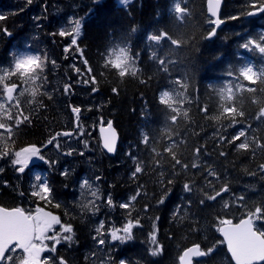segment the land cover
<instances>
[{"label":"trees","instance_id":"16d2710c","mask_svg":"<svg viewBox=\"0 0 264 264\" xmlns=\"http://www.w3.org/2000/svg\"><path fill=\"white\" fill-rule=\"evenodd\" d=\"M262 4L264 0H224V25L211 37L214 25L207 0H183L181 6L188 9L183 22L172 11L173 0H0V66L10 70L13 54L24 52L46 55L49 61L43 73L46 82H36L35 98L30 92L21 96L19 91L36 85L11 77V82L20 85L14 94L20 101L19 110L31 123L13 125L9 150L36 145L44 162L31 163L20 173L12 164V155L0 157V205L26 211L40 207L58 216L61 224L72 225L71 240L44 243L42 264H58L60 259L67 264H178L182 250L193 243L204 250L214 248L195 264H234L219 234L220 221L238 222L255 207L264 209V172L260 169L264 149L237 152L226 140L250 124L249 137L264 143V120L254 119L260 105L252 103L253 96L264 99L260 92L264 85L257 82L250 85L256 93L237 94L245 111L242 124L229 126L223 118L216 122L200 108L207 105L209 116L217 115L221 88L232 84L235 91L239 83L248 85L237 79V69L245 64L257 70L264 67V54L242 47L264 36V13L247 16ZM76 21L81 25L78 48L69 46L70 37L59 35L61 30L71 32ZM159 30L173 38L183 35L186 43L175 47L147 39ZM115 45L130 46L137 60V76L119 78L105 69L104 57ZM159 59H165L167 71ZM88 67L95 84L89 80ZM162 91L183 93L187 99L182 111L188 110L189 119L178 117L175 123L168 119L169 110L159 103ZM8 107L14 117L19 114L15 101L8 102ZM73 108L80 109L79 120ZM101 120L113 122L120 134L115 156L101 146ZM0 122L12 123L2 112ZM0 132L7 136L5 130ZM57 132L72 133L57 138L58 148L48 144ZM145 134L147 144L143 143ZM168 136L177 141L179 147L174 151L187 169L172 166L174 161L164 151L170 143ZM196 148H200L198 156ZM136 162L143 171L133 177ZM210 169L219 179L208 175ZM37 175L52 190L50 202L31 195L37 190ZM85 181L90 187L84 186ZM185 184L191 191L185 190ZM225 184L229 192L216 200L206 198L205 194L214 195L213 189L219 191ZM137 192L140 195L130 209L120 207ZM109 198L112 205L107 203ZM225 203L230 205L227 209ZM129 220H139L131 238L112 240L110 229L122 228ZM101 222L104 227L98 233ZM258 227L264 230L261 222ZM59 229L55 225L53 231ZM154 230L163 248L158 255L152 254ZM17 257L23 259L19 249L13 264H19Z\"/></svg>","mask_w":264,"mask_h":264},{"label":"snow or ice","instance_id":"6c2138e0","mask_svg":"<svg viewBox=\"0 0 264 264\" xmlns=\"http://www.w3.org/2000/svg\"><path fill=\"white\" fill-rule=\"evenodd\" d=\"M127 2V0H125ZM183 0H173V9L172 11L176 14V19L183 22L186 15H188L187 7H182ZM220 6V0H207V10L215 17L214 21H211L215 26L223 23L217 15V10ZM256 11L264 13V4L256 8ZM254 13L250 12L248 15H253ZM2 19V17H0ZM235 19V17H233ZM80 22L76 21L75 26L71 32H66L61 30L59 35L62 37H70V45H77L76 37L80 34ZM135 31V29H133ZM215 35V27L212 31L209 32V36ZM147 39L151 42H155L156 45H160L161 41H167L171 46L180 47L186 40L183 35H180L178 38H173L172 35L167 31L159 30L158 34H151L147 36ZM242 47L246 50H256L260 54H264V36L260 38V41L249 40L247 43L243 44ZM78 48V45H77ZM79 50V49H78ZM67 51V49H65ZM81 55H82V50ZM152 56L155 58L156 53L153 52ZM49 63L47 56L42 57L39 54H32L31 52H24L20 54H13V63L11 69L4 68L0 66V112L3 113V116L6 117L7 121L12 123L0 122V129L5 130L7 136L4 132H0V157H5L12 155V164L16 167V170L20 173H23L25 168L33 162V159L36 158L44 162V157L40 155V149L36 145H29L19 148V150H9L8 141L13 135V125L19 127L22 123L27 121L31 123L29 116H23L21 110H19L20 101L14 95L17 93L20 85L17 83L11 82V77H18L25 83H31L36 85L37 81L46 82V77L43 76L45 67ZM54 65L55 61H51ZM83 63L87 65V60H84ZM159 65L164 71H167L165 59L158 60ZM137 60L131 54L130 46H120L115 45L111 47L107 54L104 57V67L106 70H111L116 73L119 78H124L125 76H137L139 69L136 67ZM79 72V69H76ZM89 74V80L95 84V76H91L92 69L88 67L86 69ZM232 75V73H229ZM237 79H242L243 81L248 82V85L244 83H239L233 90L232 84L226 85L224 88H221L218 92L219 96V113L217 115L209 116L208 107L204 105L200 108L201 113L205 115L206 118L212 119L216 122H220L221 119H226L229 122V126H235L237 124H242L245 118V111L243 108V101L237 100V94L242 96L244 92L256 93L257 89L250 85H254L257 82L264 85V67H261L259 70L255 69L252 64H245L240 66L237 69ZM87 82V81H86ZM143 82V81H142ZM177 83H180L177 81ZM186 87V85H184ZM69 90V86H65V91ZM96 89L93 88V91ZM39 91V85L35 87L23 89L19 91V95H23L24 92H30L31 96L35 98ZM113 92H117V89H113ZM262 95H264V88L260 89ZM187 98L183 96V93L180 91H175V95L169 91H162L159 95V103L167 110H169L170 115L168 119L175 123L178 117H183L184 119H189L188 110H183L184 102ZM15 101V107L18 109L19 114L14 117L8 107V102ZM252 103L260 105L258 112L255 114L254 119L257 121L264 120V99L253 96ZM240 105L238 107L237 105ZM72 112L76 114V119L79 120V108H73ZM22 117V119H21ZM239 118V119H238ZM77 124V128H79ZM251 128V125L246 127L242 126L238 130L237 134L232 136L230 139L221 137L222 142H226L235 146L237 152H249L253 150V147L258 149H264V143L259 142L258 138L253 136L249 137L248 131ZM104 135V147L109 151H114V142H115V131L112 129L111 122L108 123L107 129H100ZM70 132H57L55 135L48 140V144H55L58 148L59 143L57 138L60 136H71ZM170 143L169 146L165 148V152L171 156V159L174 161L173 167L180 165L181 168L187 169L188 165L183 164L180 159L177 158V151L179 145L172 136L167 138ZM239 141V142H238ZM149 142V137L147 134L144 135L143 143L147 144ZM238 142V143H237ZM153 152H156V149H152ZM200 148L195 149V154L198 156ZM71 154V153H69ZM254 154V152H253ZM157 156H160L161 153H156ZM224 155V153H221ZM50 163V162H47ZM159 163V161H157ZM192 167H197V164L193 163ZM260 169L264 171V165H260ZM143 171L139 162H136V167L132 173L135 177L138 173ZM67 173L65 172V175ZM162 175V174H161ZM208 175L219 179L215 170H209ZM37 181L36 191L31 193L32 196L38 198L39 200H44L50 202L48 197L51 194V188L48 186L47 181L41 182L39 175L35 177ZM85 187H90L87 181L84 182ZM209 187L211 183H209ZM185 190L191 191V187L188 184L184 185ZM214 195H206L208 200H216L217 197L221 196V193L229 192L230 189L227 184L222 185L219 191H215ZM92 195L95 196L96 192L93 191ZM140 195V192H137L136 195L130 198L128 203L121 204L120 207L125 209H130L131 202L135 201L137 196ZM238 200H243V197L237 198ZM163 201H161L162 203ZM204 203L203 200L200 201ZM108 205H112V200L109 198L107 200ZM59 204L55 207L59 208ZM230 205L225 203L223 207L227 209ZM130 214V213H129ZM264 223V209L261 207H255L253 211L247 212L244 218L239 220V223L233 225L231 220L225 219L221 220L220 223L225 225L221 227L219 231L223 233L225 241L228 246V250L231 253L232 258L235 260L236 264H264V230H257L255 225L257 222ZM139 224V220L133 222L129 220L122 228L112 227L110 229L111 239L112 240H126L130 239V233L134 226ZM55 225H60V230L62 233H68L69 235H64L62 239L71 240L73 228L71 224H61L60 218L56 215H53L51 212L45 211L43 208L36 207L35 210H25L21 207L15 208H5L0 206V264H13V257L17 254V250H21L23 254V259L19 260V264H42L40 260V254L45 250L46 245L44 241L47 239L53 240L55 243H59L57 236L49 237L48 232L53 231ZM104 225L101 222L100 227L97 229V232L100 233ZM150 240L155 247L153 248L152 254L158 255L163 251L162 246L158 244L156 239L155 230L150 235ZM99 243H104L103 239ZM52 251H55L53 248ZM214 251V248L209 247L206 250L201 248V245L198 243H193L190 247H187L182 250L181 254L178 256V264H193V258L205 257L210 255ZM58 264H67L66 261L60 259Z\"/></svg>","mask_w":264,"mask_h":264},{"label":"water","instance_id":"95a60500","mask_svg":"<svg viewBox=\"0 0 264 264\" xmlns=\"http://www.w3.org/2000/svg\"><path fill=\"white\" fill-rule=\"evenodd\" d=\"M223 4H224V0H220V6H219V8H218V10H217V15H218L219 19L222 20V21H223V19L221 18V12H222V8H223ZM251 12L254 13V14H253V15H247L248 17H252V16H255V15L262 14V12H258V11H256V9H255V10H252ZM207 13H208V16H209V17L213 18V21L217 18V17L213 16L208 10H207ZM249 13H250V12H249ZM223 25H224V21H223V23L219 24L218 27L215 26V34H216V32H217L218 30H220V29L223 27ZM213 36H214V35H213ZM213 36H211V37H213ZM108 123H109V122H106L105 120H101V121H100V124H99V127H98V134H99V138H100L101 146H102L103 150L106 152V154H108L109 156H115V154H116V152H117V149H118V144H119V142H120V135H119V133L117 132L114 123L111 122V124H112V129H114V131H115L114 151L109 152V151L104 147V135H105V133H102L101 130H100L101 128H105V129H107V127H108ZM0 206H1V205H0ZM232 223H233V225H235V224L239 223V221H238V222H232ZM221 227H225V225H221V226L219 227V229H220ZM255 227H256V226H255ZM256 229H257V228H256ZM219 234H220V237L222 238V240L224 241V244H225L226 250H227V252H228V254H229V256H230L232 262H233L234 264H236L235 260H234V259L232 258V256H231L230 251L228 250V246H227V243H226L225 238H224V236H223V233H222L221 231H219ZM201 248H202V247H201ZM205 257H206V256H205ZM205 257L193 258V264L195 263V261H201V260H203Z\"/></svg>","mask_w":264,"mask_h":264},{"label":"rangeland","instance_id":"374dc122","mask_svg":"<svg viewBox=\"0 0 264 264\" xmlns=\"http://www.w3.org/2000/svg\"><path fill=\"white\" fill-rule=\"evenodd\" d=\"M40 155H42V154H40ZM39 161H40V160L34 158L32 163H34V162H39ZM30 164H31V163H30ZM257 223H259V221H258ZM257 223H256V226H257ZM262 224H264V223H262ZM53 229H54V228H53ZM261 230H263V227H261ZM64 234H65V233H62L60 229H59V231L55 230V231H51V232H48V233H47V235H48L49 237L55 235V236H57V239H59V240L62 239V237L64 236ZM47 241H53V240H51V239H47V240L44 241V243H46ZM60 242H61V241H60ZM56 244H57V243H56ZM40 260H42L41 257H40Z\"/></svg>","mask_w":264,"mask_h":264},{"label":"bare ground","instance_id":"6f19581e","mask_svg":"<svg viewBox=\"0 0 264 264\" xmlns=\"http://www.w3.org/2000/svg\"><path fill=\"white\" fill-rule=\"evenodd\" d=\"M116 128V127H115ZM117 132H118V129L116 128ZM119 133V132H118ZM120 135V134H119Z\"/></svg>","mask_w":264,"mask_h":264}]
</instances>
